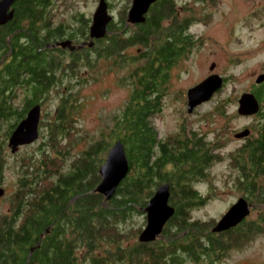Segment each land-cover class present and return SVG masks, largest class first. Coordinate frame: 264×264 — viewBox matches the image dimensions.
Wrapping results in <instances>:
<instances>
[{"label":"trees","instance_id":"trees-1","mask_svg":"<svg viewBox=\"0 0 264 264\" xmlns=\"http://www.w3.org/2000/svg\"><path fill=\"white\" fill-rule=\"evenodd\" d=\"M199 1L207 0L193 2ZM54 2L14 0L12 20L0 27V130L7 127L2 133L5 139L0 143V153L10 133L32 107L40 106L50 93L56 103L46 132L52 149L43 151V159L49 164H23L11 198V214L0 218V264H132L139 262L144 252L154 264H179L183 256L206 262L213 255L218 256L225 249L221 240L234 229L204 237L206 225L188 223L187 215L203 201L191 184L204 177L209 157L193 140L173 148L158 141L149 122L173 67L202 43L189 32V16L178 18L174 0H158L143 23L128 26L123 9L117 26L110 22L105 36L94 40L90 47V20L75 16L73 24H53L50 9ZM65 43L73 49L65 47ZM136 46L140 51L134 59L124 57L118 62L123 49ZM98 58L110 62V66L124 62L133 66L120 80L131 88L130 96L121 115L114 118L108 139L88 143L85 149L72 154L80 142L74 140L72 148L63 150L56 142L72 138L71 131L76 128L74 115L80 105L76 87L89 81ZM82 68L91 73L81 76ZM18 92H22L21 107L13 108L11 103ZM254 93L264 101V84ZM257 138L264 139L263 135ZM117 141L124 147L128 173L115 194L106 200L94 190L100 182L98 169ZM251 148L248 152L252 170L263 165L261 173L262 143ZM52 154L60 159L51 158ZM4 159L0 154V180ZM25 179L29 184L20 187ZM262 182L258 181L256 187L249 181L242 185L249 195L256 190L258 196L254 198L260 197L264 205ZM162 183L169 184V206L174 208L165 224L168 231L163 228L159 237L164 232L165 235L155 243L157 247L153 243L130 244L141 228L129 231L126 223L132 216L144 213V206ZM259 215L264 219V210ZM141 263L146 261L142 259Z\"/></svg>","mask_w":264,"mask_h":264},{"label":"rangeland","instance_id":"rangeland-1","mask_svg":"<svg viewBox=\"0 0 264 264\" xmlns=\"http://www.w3.org/2000/svg\"><path fill=\"white\" fill-rule=\"evenodd\" d=\"M103 1L107 4V14L112 17L109 23L114 21L116 26L121 21L122 10H126L124 18H127V12L132 6V0ZM174 1L178 18L189 16V32L193 37L202 39V43L200 47L189 50L186 57L173 67L163 96L159 97V106L153 111L151 118L149 117L152 131L158 141L167 142L172 148L179 146V143L184 144L186 140H193V144L197 143L202 147L210 159L209 164L203 169L204 177L196 178L191 184L203 197V201L187 212L188 223L196 221L206 225L204 237L219 234L211 230L237 198L247 196L251 199L248 203H252L249 215L244 218L245 222L239 225L243 219L237 226L227 230L234 229L221 240L225 247L221 254L213 255L212 259L209 258L206 262H195L190 260L193 257L183 256L184 259L179 261V264H264V219L259 215V212L264 210V205L260 197L254 198L258 196L256 190L254 194L249 195L242 185L243 181H249L256 187L258 181L260 183L264 178V170L260 173L263 165H258L255 167L256 170H252L248 152V149H252L251 146L261 142L256 137L259 136L260 129L264 131V113L262 117L256 112L251 115L237 113L242 94L250 93L256 97L255 90L264 84V81L256 82L257 78L264 75V0ZM98 3V0H55L50 9L52 22L73 24L75 16H82L92 23V14ZM102 32L103 30L99 31V35ZM89 39L87 41H90ZM64 46L67 47L68 43ZM139 51L137 46L123 49L118 62L123 61L124 57L130 60ZM94 63L89 81L76 87L75 91L80 102L79 111L74 115L78 129L73 128L71 139L62 138L56 142L58 148L62 150L73 146L74 140L80 142L75 144L72 154L85 149L88 143L99 141L101 138L108 139L112 133L113 120L121 115L131 92V88L120 80L130 73L133 66H126L124 62L122 65L115 63L113 67L110 66V62L100 58ZM79 73L84 77L87 71L82 68L79 69ZM215 74L222 79L221 87L213 92L209 100L188 111L187 91ZM16 95L11 103L13 108L21 107L22 103V92ZM54 98V94L50 93L49 98L38 106L41 118L36 141L24 145L15 153L7 147V141L3 153H0L5 157V168L1 172L0 180V187L4 189V196L0 198V218L11 214V198L16 193V184L24 163L29 164V167L37 161L49 164L47 159H43L45 156L43 151L51 147L46 132L56 105ZM256 101L260 105L264 103L262 98L256 97ZM6 128L0 130V143L5 139L2 133ZM244 129L248 130V137L236 138ZM51 158L56 160L60 159V156L52 154ZM239 173L241 177L238 176ZM31 177L29 175V178ZM27 180H21L19 186H27L29 184ZM247 212L246 208L242 215H246ZM145 219L144 213L132 216L126 223V228L129 231L141 228L142 231L146 226ZM164 227L165 231H168V226ZM140 232L135 234L130 244H142L137 241ZM164 235L165 232L162 237ZM162 237L150 243L157 247L155 243ZM139 259H141L139 262L135 260L132 264H142V259L146 264H154L145 252Z\"/></svg>","mask_w":264,"mask_h":264},{"label":"water","instance_id":"water-1","mask_svg":"<svg viewBox=\"0 0 264 264\" xmlns=\"http://www.w3.org/2000/svg\"><path fill=\"white\" fill-rule=\"evenodd\" d=\"M99 3L97 8L92 14V23L89 27V37L90 41L97 39H102L107 32V25L109 21L112 20L110 14H107V4L103 0H98ZM157 0H132V6L127 12L126 22L128 24H140L144 22V16L148 12V9L156 2ZM14 0H0V27L6 25L7 22L12 20L14 14L12 7ZM6 19V20H4ZM95 30L92 35V31ZM103 30L102 34L99 35V31ZM93 44V43H92ZM90 43L89 46L91 47ZM81 47V46H80ZM65 48V47H64ZM67 48H70L68 44ZM71 50L73 47L70 48ZM214 66V64L212 65ZM264 81V75L257 78L256 82L260 83ZM212 82H214L212 84ZM222 85V79L215 75L203 79L201 83L197 84L193 88H190L187 91V102H188V111H191V108L202 104L204 101L210 99L216 89L220 88ZM241 100H239V115H251L258 110V103L256 97L253 94L247 93L242 94ZM248 105L250 108H246ZM40 110L38 105L32 107L28 112L27 117L18 124L16 129L10 133V138L8 140L7 147L11 148L12 153L17 151L18 146L30 145L36 141L38 137V125L40 119ZM248 130H243V132L236 135V138H245L248 137ZM106 161L100 167V182L95 188V192L105 196V199H110L113 194L116 192V188L119 186L121 181L125 178L128 173V161L125 156L124 147L120 141L114 142V145L110 148L108 154L106 155ZM169 184L165 183L160 185L151 199L147 202L145 208H143L144 213L146 214V226L140 232L137 241L138 243H150L154 241L157 236L161 234L164 225L167 220L174 214V208L169 206L168 201L170 198ZM4 191L0 187V197L3 196ZM241 203L245 209H248L246 215H240L241 219L237 220L234 217V220L230 217L229 213L233 206L236 203ZM236 203L229 208V210L221 216V219L214 225L212 228L213 233H221L227 231L234 226H237L247 215H249V205L246 203L243 198H239ZM234 221V222H233Z\"/></svg>","mask_w":264,"mask_h":264},{"label":"bare ground","instance_id":"bare-ground-1","mask_svg":"<svg viewBox=\"0 0 264 264\" xmlns=\"http://www.w3.org/2000/svg\"><path fill=\"white\" fill-rule=\"evenodd\" d=\"M2 15V13H0V16ZM4 20H6V19H4ZM94 32H95V30H93L92 31V35L94 34ZM246 108H250L248 105H246ZM261 108H260V104H258V110L257 111H255L256 113H258V111L260 110ZM255 114V113H254ZM244 115V114H243ZM27 117V116H26ZM25 117V118H26ZM24 118V119H25ZM114 145V144H113ZM112 145V146H113ZM18 149H19V146H18V148H17V151H18ZM16 151V152H17ZM2 189V188H1ZM3 191H4V189H2ZM4 195V194H3ZM2 197V196H1ZM0 197V198H1ZM151 199V198H150ZM149 199V200H150ZM236 203V202H235ZM168 204H169V201H168ZM244 210H245V207H243L242 205H241V203H236L235 204V206H233V208L231 209V211H230V213H229V215H230V217L232 218V220H234V217L237 219V220H239V219H241L242 217H240V215H242L243 214V212H244ZM234 222V221H233Z\"/></svg>","mask_w":264,"mask_h":264},{"label":"flooded vegetation","instance_id":"flooded-vegetation-1","mask_svg":"<svg viewBox=\"0 0 264 264\" xmlns=\"http://www.w3.org/2000/svg\"><path fill=\"white\" fill-rule=\"evenodd\" d=\"M260 108H261V110L258 111V114H257V115H258L259 117H262V116H263V113H264V103H263L262 105H260ZM26 116H27V115H26ZM26 116H25V117H26ZM25 117H23V119H24ZM40 118H41V116H40ZM258 134H259V136H260V135H263V137H264V131H263L262 129L259 130ZM257 137H258V135H257ZM257 137H256V138H257ZM245 140H246V139H245ZM258 140H264V139H259V138H258ZM33 143H34V142H33ZM261 143H262V146H263V149H264V142L261 141ZM21 147H23V146H19V149H20ZM3 196H4V195H3ZM3 196H2V197H3ZM239 198H243L245 201H247L246 203L250 206V211H251L252 203H248V199H249V198H247V196H240ZM239 198H237V199H236L235 201H233V202H237V200H238ZM253 206H254V205H253ZM246 218H247V217H246ZM246 218H245V219H246ZM245 219H244L239 225L243 224V223L245 222Z\"/></svg>","mask_w":264,"mask_h":264},{"label":"clouds","instance_id":"clouds-1","mask_svg":"<svg viewBox=\"0 0 264 264\" xmlns=\"http://www.w3.org/2000/svg\"><path fill=\"white\" fill-rule=\"evenodd\" d=\"M144 18H145V16H144ZM2 27V26H1ZM39 124H40V120H39ZM247 130V129H246ZM246 138V137H245Z\"/></svg>","mask_w":264,"mask_h":264}]
</instances>
